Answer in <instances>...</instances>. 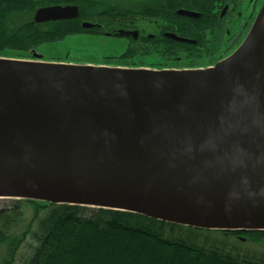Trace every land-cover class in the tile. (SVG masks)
<instances>
[{
	"label": "water",
	"instance_id": "1",
	"mask_svg": "<svg viewBox=\"0 0 264 264\" xmlns=\"http://www.w3.org/2000/svg\"><path fill=\"white\" fill-rule=\"evenodd\" d=\"M78 15L45 7L33 22ZM0 200L264 232V3L239 46L206 68L0 57Z\"/></svg>",
	"mask_w": 264,
	"mask_h": 264
},
{
	"label": "trees",
	"instance_id": "2",
	"mask_svg": "<svg viewBox=\"0 0 264 264\" xmlns=\"http://www.w3.org/2000/svg\"><path fill=\"white\" fill-rule=\"evenodd\" d=\"M40 1L1 0L0 55L12 52L16 58L33 60L37 48L68 36L110 33L120 37L115 33L139 29L141 23L151 27L154 37L147 38L145 28L140 29L139 38L127 39L125 51L105 58V64L141 67L150 56L157 63L149 66L198 62L206 54L210 57L225 48V56L238 46L222 48L226 32L212 28L214 21L207 11L216 1L227 0H137L134 6L114 4L101 13L82 9L76 19L37 24L31 16ZM188 4L204 9L199 19L175 13ZM82 22L102 27L87 31ZM164 33L196 43L167 39ZM26 244L28 252L21 255ZM261 245L264 248V232L203 230L126 212L29 200L0 210V264H264V249L252 248Z\"/></svg>",
	"mask_w": 264,
	"mask_h": 264
},
{
	"label": "rangeland",
	"instance_id": "3",
	"mask_svg": "<svg viewBox=\"0 0 264 264\" xmlns=\"http://www.w3.org/2000/svg\"><path fill=\"white\" fill-rule=\"evenodd\" d=\"M125 1V2H124ZM113 2L127 3L126 0H113ZM249 6L248 0H243L239 5V10H246ZM25 21V19H21ZM145 28L146 33L151 34V27L146 26L145 23H141L139 29ZM127 40L121 37L104 36L99 34L85 33L79 35H72L66 37L64 40L45 44L37 48L33 52V60L42 62H59L72 65H94V66H109L110 63L105 64L104 59L107 57L120 56L127 47ZM15 53L1 54L0 57L16 58ZM154 56L147 57L144 61L148 64L138 68L149 69H195L194 67L204 68L206 65L204 61H198L195 64L181 61L178 63H167L164 65L149 66V64H156ZM30 60V59H23ZM112 65V64H111ZM131 67V66H130ZM128 68V67H127ZM15 201L0 200V210L3 208H9ZM256 250H263V246L252 247ZM28 252L27 244L22 248L20 254Z\"/></svg>",
	"mask_w": 264,
	"mask_h": 264
},
{
	"label": "flooded vegetation",
	"instance_id": "4",
	"mask_svg": "<svg viewBox=\"0 0 264 264\" xmlns=\"http://www.w3.org/2000/svg\"><path fill=\"white\" fill-rule=\"evenodd\" d=\"M59 1L61 3H51L48 5L44 3V0L37 2V4H36L37 8L33 11V14L31 16V20L33 21V15L38 9L45 8V7L75 6L78 9V12H80V10L83 9L86 12L101 13V12L106 11L107 7H110L114 4L134 6L135 1H137V0H126L127 1L126 4H124L123 2H113V0H66L69 2H64V3H63V0H59ZM145 1H148V0H143V3ZM242 2H243V0H227L224 2L216 1L211 8L208 7V9H207V11L210 13V15L212 16L213 21H214L213 25H211L212 28H214V27L221 28V29L225 30V32H226L225 33V39L221 43L222 48L224 46L234 45L237 43H238L237 45L239 46V44L245 38L248 30L252 27V24L254 23V20L257 16V13L260 10L261 6L263 5L264 0H248L249 6L246 7V10L244 12H243V9L239 10V8H238L240 3H242ZM0 4H1V0H0ZM144 6H146V5L145 4L142 5L141 8H143ZM186 6H189V7L179 9V10L193 12V13L198 15L196 18H190V19H199L201 16V13H202L201 11H204V9H201L200 7L198 8V6H196L195 4H188ZM179 10H177V11H179ZM24 11L27 12L26 10H24ZM26 19L27 18L25 17V20ZM88 23H90V22H88ZM93 24H96V23H93ZM96 25H98V27L93 28V29H100L102 27L101 24H96ZM80 26H81V23H80ZM128 31H130V32L137 31L138 32L137 38L134 39V36L130 35L129 37H123L124 39H126V40L132 39V40L136 41L139 38L140 29H137V28L136 29H128ZM166 34H170V33H164L163 37L167 38ZM101 35L111 36L110 33H102ZM146 37L149 39H152L154 37V35H152V33L151 34L147 33ZM239 38L241 41L239 40ZM167 39H169V38H167ZM190 41H193V40H190ZM227 41L231 42V43L226 44ZM195 43H196V41H193V42H190L188 44H195ZM225 50H227V49L224 48V51ZM234 50H231L230 53L225 55V56H222V54L224 52L223 50H221L217 54H211L212 56H210V57H207L208 54H206L205 59L202 60L206 64L204 66V68L213 66L217 61H220L223 58L227 57ZM209 60L213 61V62H210ZM190 63L195 64L197 62H190ZM109 66L130 67V66H120V65H117V66L116 65H109ZM130 68H138V67H130ZM194 68L198 69L201 67H194Z\"/></svg>",
	"mask_w": 264,
	"mask_h": 264
}]
</instances>
